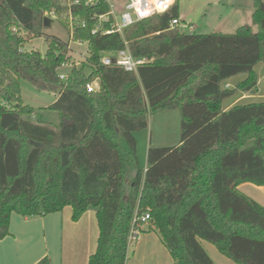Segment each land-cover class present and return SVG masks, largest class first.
I'll return each mask as SVG.
<instances>
[{
    "label": "trees",
    "instance_id": "obj_1",
    "mask_svg": "<svg viewBox=\"0 0 264 264\" xmlns=\"http://www.w3.org/2000/svg\"><path fill=\"white\" fill-rule=\"evenodd\" d=\"M67 1L0 0V240L13 212L36 217L70 206L78 222L94 207L99 237L87 264H126L134 218L146 213L175 264H216L202 240L238 264H264V206L238 189L264 186V102L223 107L236 92L258 91L264 0L254 3L257 31L184 33L171 26L180 18L177 2L107 35L92 34L110 11L106 1ZM48 11L88 44V63L62 68L70 44L58 37L47 39L45 54L25 50V36H42ZM126 49L146 59L137 71L102 63ZM238 74L247 78L223 87ZM22 81L55 94L46 110L58 113L59 124L23 103ZM170 110L181 114L180 143L150 146L145 171L136 133Z\"/></svg>",
    "mask_w": 264,
    "mask_h": 264
},
{
    "label": "rangeland",
    "instance_id": "obj_2",
    "mask_svg": "<svg viewBox=\"0 0 264 264\" xmlns=\"http://www.w3.org/2000/svg\"><path fill=\"white\" fill-rule=\"evenodd\" d=\"M254 3L255 0H178L179 17L182 21L179 29L184 33L231 34L242 25L250 26L253 31H257V26L253 20ZM123 9V4L117 6L119 13ZM52 20L53 22L50 27L43 28L42 36H25L27 40L25 50H36L45 54L49 48L47 39L58 37L70 44V52L68 55L70 58L69 64L81 67L88 63L90 57L88 44L74 41L70 36L68 28L64 24L58 19ZM239 22H241V25H238L240 24ZM255 69L258 76V91L255 94L249 93L252 98L244 101L242 104L264 102V63H259ZM86 72L89 73V69H86ZM246 78V74H238L224 81L223 87L226 88L228 82H233L234 85L231 88L234 89L240 81ZM95 82L98 84V80ZM21 86L23 103L37 110L36 117L53 122L58 120L59 116L57 112L46 110V107L54 102L55 94L40 92L27 81H22ZM234 97L235 95L233 94L225 98L223 107L226 108L229 101L233 100ZM181 136V114L178 110L164 111L152 116L148 129L136 133L138 141L137 153L141 166L144 167L147 164V153L150 146H177L180 143ZM241 192L264 206V186H258L250 182L243 183L241 185ZM204 243L215 247L207 241H204ZM134 244L131 247H134Z\"/></svg>",
    "mask_w": 264,
    "mask_h": 264
},
{
    "label": "crops",
    "instance_id": "obj_3",
    "mask_svg": "<svg viewBox=\"0 0 264 264\" xmlns=\"http://www.w3.org/2000/svg\"><path fill=\"white\" fill-rule=\"evenodd\" d=\"M233 85V82H228L226 87ZM234 95L226 110L252 98L247 92H236ZM53 123L59 124V117ZM143 168L146 171L147 164ZM70 208L67 206L60 212L36 217H23L13 212L10 234L0 240V264H39L45 258L49 264H87L97 248V209L90 207L75 222ZM134 243V247H131L132 244L129 248L126 264H175L158 231L150 223L141 227V233ZM201 244L216 264H238L224 256L215 245H206L204 240Z\"/></svg>",
    "mask_w": 264,
    "mask_h": 264
},
{
    "label": "built area",
    "instance_id": "obj_4",
    "mask_svg": "<svg viewBox=\"0 0 264 264\" xmlns=\"http://www.w3.org/2000/svg\"><path fill=\"white\" fill-rule=\"evenodd\" d=\"M70 1V0H68ZM67 1V2H68ZM86 5L96 4L98 0H84ZM109 5L110 11L106 15H101L97 19L99 21L96 28L92 30V34H112L114 32L122 33L123 29L131 26L137 21L147 19L154 15L165 14L172 10L178 0H103ZM75 4L80 3V0H76ZM68 4H70L68 2ZM124 5L123 11L119 13L117 11L118 5ZM58 19L60 16L54 11H48L44 13V18ZM66 18V16H62ZM72 19V18H70ZM103 23H109L108 28H103ZM182 21L174 19L171 22V26L180 27ZM72 26V25H71ZM85 27V25H83ZM102 63L104 65L116 64L124 67L128 71H137L138 67L146 62V59L134 58L128 49L119 51L117 53H107L102 57ZM72 66L71 64H63L62 68ZM60 78L64 80L66 78L65 73L60 74ZM97 82H93L87 85L88 92H94L96 90ZM141 220L143 225L150 223L151 216L146 213L141 218L137 216L134 218L133 226L130 232V243L133 244L139 237L141 230L138 228L137 223ZM142 225V226H143ZM141 226V227H142Z\"/></svg>",
    "mask_w": 264,
    "mask_h": 264
},
{
    "label": "water",
    "instance_id": "obj_5",
    "mask_svg": "<svg viewBox=\"0 0 264 264\" xmlns=\"http://www.w3.org/2000/svg\"><path fill=\"white\" fill-rule=\"evenodd\" d=\"M52 22H53L52 19L46 17V18H44L43 25H44V27H50Z\"/></svg>",
    "mask_w": 264,
    "mask_h": 264
}]
</instances>
